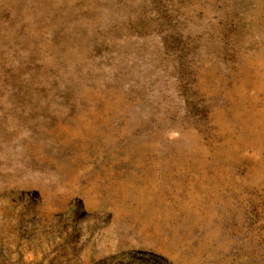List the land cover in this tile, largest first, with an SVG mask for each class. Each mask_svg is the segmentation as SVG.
I'll return each instance as SVG.
<instances>
[{"label":"rangeland","instance_id":"1","mask_svg":"<svg viewBox=\"0 0 264 264\" xmlns=\"http://www.w3.org/2000/svg\"><path fill=\"white\" fill-rule=\"evenodd\" d=\"M0 264H264V0H0Z\"/></svg>","mask_w":264,"mask_h":264}]
</instances>
